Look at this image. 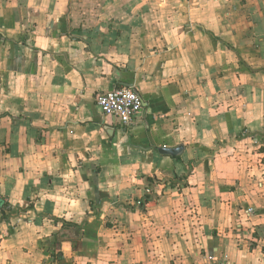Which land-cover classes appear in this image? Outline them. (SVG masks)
<instances>
[{"label":"crops","instance_id":"obj_1","mask_svg":"<svg viewBox=\"0 0 264 264\" xmlns=\"http://www.w3.org/2000/svg\"><path fill=\"white\" fill-rule=\"evenodd\" d=\"M0 200V264H264V0H0Z\"/></svg>","mask_w":264,"mask_h":264},{"label":"built area","instance_id":"obj_2","mask_svg":"<svg viewBox=\"0 0 264 264\" xmlns=\"http://www.w3.org/2000/svg\"><path fill=\"white\" fill-rule=\"evenodd\" d=\"M96 103L106 116L114 117L124 127L132 126L143 108L141 95L132 87L99 94ZM252 212L253 210L250 209L249 213Z\"/></svg>","mask_w":264,"mask_h":264},{"label":"water","instance_id":"obj_3","mask_svg":"<svg viewBox=\"0 0 264 264\" xmlns=\"http://www.w3.org/2000/svg\"><path fill=\"white\" fill-rule=\"evenodd\" d=\"M160 154L164 155V156H171V157H178L182 151H183V147H178V148H162L158 150ZM3 207V201L0 200V209Z\"/></svg>","mask_w":264,"mask_h":264}]
</instances>
